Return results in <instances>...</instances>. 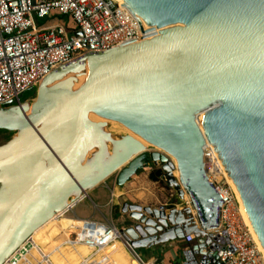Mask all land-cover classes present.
Segmentation results:
<instances>
[{"label":"water","instance_id":"1","mask_svg":"<svg viewBox=\"0 0 264 264\" xmlns=\"http://www.w3.org/2000/svg\"><path fill=\"white\" fill-rule=\"evenodd\" d=\"M125 1L154 36L59 68L40 85L30 115L31 102L0 107V130L16 133L0 146V264L74 197L120 170L122 186L162 162L157 177L184 198L173 163L133 136L115 139L108 121L175 158L198 213L200 227L189 230L177 209L125 205L135 224L121 234L133 250L192 236L202 254L222 207L205 169L207 143L264 247V0ZM194 253L184 252L186 262Z\"/></svg>","mask_w":264,"mask_h":264},{"label":"built area","instance_id":"2","mask_svg":"<svg viewBox=\"0 0 264 264\" xmlns=\"http://www.w3.org/2000/svg\"><path fill=\"white\" fill-rule=\"evenodd\" d=\"M55 14L69 18L75 27L46 23ZM152 36L151 27L115 0H0V107L25 103L22 98L26 92L38 89L63 66L90 54L140 43ZM204 153V159L213 167L209 171L205 164L208 179L217 190L222 207L219 226L208 232L209 242L201 248L202 254L196 250V239L188 236L185 240L190 244L196 242L192 248L195 259L191 262L264 264V252L243 216L226 173L223 169L215 172L211 150L205 148ZM181 201L183 206L177 210L193 207L189 199ZM72 222L56 237L47 236L43 246L29 238L28 245L19 248L4 264H54L53 255L57 250L75 253L79 248L88 250L86 259H90L116 242L123 244L139 264H157V261H144L121 230L111 223L91 218H75ZM62 261L73 264L66 257ZM78 264L83 263L80 260Z\"/></svg>","mask_w":264,"mask_h":264},{"label":"rangeland","instance_id":"3","mask_svg":"<svg viewBox=\"0 0 264 264\" xmlns=\"http://www.w3.org/2000/svg\"><path fill=\"white\" fill-rule=\"evenodd\" d=\"M64 19V18H62ZM39 89V88H38ZM38 89L34 88L25 93L22 98V102H31L34 103L37 99ZM109 124L106 131L110 132L115 139H119L124 136H128V132L124 130H118L119 128ZM109 128V129H108ZM113 129V130H112ZM16 133L8 132L5 130H0V146L6 144L11 140ZM148 153H159L166 156L169 159V162L172 163V159L167 155L163 150L150 146L148 148ZM213 159V158H212ZM214 160V159H213ZM207 169L210 171L212 169V164L208 160H205ZM163 163L160 162L159 165L151 163L150 167L139 169L135 175H133L125 184L119 186L117 180L121 174V170L109 177L106 181L100 184L95 189L89 191L84 199L77 203V206L72 209H66L61 212L57 217H55L48 224L43 226L37 232H35V238L37 241L42 243L40 237L43 236L46 232L57 229H66L70 227V220L77 219V217L83 218H95L99 222H108L115 223L118 227L127 226L132 227L135 224V221L130 216L131 212H123L125 205L127 206H141L143 208H152L159 209L165 208L167 210L180 209L183 206L182 199L177 195V192L170 187L166 180L162 177H157L156 173L159 169H162ZM174 165V164H173ZM127 167V166H126ZM124 167V168H126ZM216 169V163H215ZM174 172L177 170L176 164L173 168ZM217 172V170L215 171ZM154 176V177H153ZM184 200L189 199L186 192H183ZM98 196H100L98 198ZM190 200V199H189ZM75 204V203H74ZM72 204V205H74ZM71 205V206H72ZM179 207V208H177ZM64 217V218H63ZM63 218V220H60ZM55 230V231H56ZM178 251L175 256V253L171 251L170 253L173 256V261L170 259L172 264H183L185 256L183 251L187 249H192L196 242L186 243L185 240H176ZM119 247H121L118 244ZM174 247V246H173ZM123 248V247H122ZM160 249L162 252H160ZM172 248L169 243L158 245L151 248H141L137 249V252L143 258V260H149L150 258L158 259L165 258V255ZM184 251V252H185ZM114 257L111 260V264H116L115 261L119 263L120 255L114 250ZM60 258L54 259L59 264H63V259L65 257L68 260H72L73 264H78L81 260L84 263V260L89 256L88 250L85 248H79L75 253L72 251H60L58 252ZM103 253H100V255ZM107 253L103 254L101 257H104ZM131 260L137 261L134 259V255L131 254ZM96 257V256H95ZM130 260V261H131ZM159 263V262H158ZM91 264H108L105 261L99 260V258L93 259ZM160 264V263H159Z\"/></svg>","mask_w":264,"mask_h":264},{"label":"bare ground","instance_id":"4","mask_svg":"<svg viewBox=\"0 0 264 264\" xmlns=\"http://www.w3.org/2000/svg\"><path fill=\"white\" fill-rule=\"evenodd\" d=\"M115 1L118 2L119 4H121L122 6H126V1H125V0H115ZM139 18H140V17H139ZM140 19L143 21L144 25H146L147 27H149V26L145 23V21L143 20V18H140ZM153 36H154V31H153ZM89 67H90V64H89ZM89 69H90V68H88V69H87V73H84V74H87V75H88V73H89ZM84 74H82V75L79 76L78 84H77L76 88H78V87H79V86H80V85H81V84L87 79V76L84 75ZM73 76H74L73 73H72V74H67V75L63 76L62 78H60V79L56 80L55 82H53L52 86L55 85V84L61 83V82H63V81H66V80H68L69 78H71V77H73ZM32 107H33V103H31V105H30V107H29V110H28V112L26 113L27 115H30V114H31V112H32ZM90 118H91V120L94 121V122H105L102 118H98V117H96V116H94V115H91ZM197 120H198V118H197ZM106 122H107V121H106ZM107 123H108V125H109V124H112L113 126L119 128L118 130H121V131H122V130L127 131V132H128V135L133 136L135 139L139 140V141H140V142H141V143H142L147 149L151 146V144H149V143H147V142H144L143 140H141V138H139V137H137L136 135H134V134H133L131 131H129L125 126H123V125H121V124H119V123H117V122H113V121H108ZM198 124H199L201 130L204 132V129H203L201 123L199 122V120H198ZM115 127H113V128H115ZM108 129H109V128H108ZM112 130H113V129H112ZM108 132H109V131H108ZM109 133H110V132H109ZM206 148L209 149V150H211V152H212V154H213L212 158L214 159V163H216V168H217L218 165L220 164L219 167L217 168V171L220 172V169H223V171L226 173L230 185L233 187V189H234L235 192H236L237 199H238V201H239V203H240V207H241V210H242L243 216H244V218H245L247 224L250 226L251 230L253 231V233H254V235H255V237H256V240L258 241V243H259V245H260V247H261V250L264 252V247H263L262 243L260 242V240H259V238H258L256 232L254 231V229H253V227H252V225H251L250 219H249L248 214H247V212H246V210H245V207H244V205H243V202H242V200H241V197H240L239 193L237 192L235 186H234L233 183L231 182V179L229 178V174L227 173L226 168H225V166L223 165L222 160H221V158L219 157L218 152L216 151L215 147H214L213 145L209 144V143H207ZM167 155H168V154H167ZM169 156H170V155H169ZM170 157H171V159H172V163H173L174 165L176 164V167H177V170L174 172L173 176H174V178H175L177 184L179 185L180 190H181L182 192H186L187 195H188V197H189V199H190V201L192 202L191 196L189 195L188 191L186 190L185 186L183 185V183H182V181H181V176H180V172H179V169H178L177 161H176L175 158H173L172 156H170ZM222 167H223V168H222ZM205 169H206V167H205ZM215 171H216V169H215ZM206 172H207V170H206ZM183 195H184V194H183ZM76 201H77V198L74 197L73 202H70L69 205L71 206V205L74 204ZM64 211H65V210H64ZM62 212H63V211H62ZM60 213H61V212H60ZM60 213H57V214H55L54 216H52V217H51V218H50V219H49L44 225H42L40 228H38L35 232H37V231H38L39 229H41L43 226H45V225L48 224L50 221H52V220H53L55 217H57ZM183 216L185 217L186 221H184V220L182 219ZM63 218H64V217H63ZM63 218H61L60 220H63ZM178 218H179V220H180L181 225L187 222V224H188L189 226H191V228H189V230H191V229L193 228L192 226H194V225H200V224H199V221H198V213H197V211H196L193 207H192L191 209H184V210H181V215H179ZM189 221H191V222H189ZM188 222H189L190 224H189ZM70 224H71V225L73 224V222H72L71 220H70ZM184 225H185V224H184ZM55 230H56V229H55ZM55 230H51L50 232L48 231V232H46L45 234H43V236L40 237V239L42 240V243L39 242V241H37V239L35 238V235H34L35 232H34V233L32 234V236L30 237V241H33V240H34V242H35L36 245L43 246V245H45L46 242H47V236H49V237H53V238H54V237H56L58 234H60V232L63 231L62 229H57L56 231H55ZM64 230H65V229H64ZM28 243H29V242H28V240H27L25 243H23V244L20 246V248H25V246H27ZM118 244H119L120 246L123 247V244H121L120 242H116V243L113 244L112 246L106 248V249L104 250V252H102V253L105 254V253H108L109 251H113V248L116 247V246H118ZM63 251L65 252V250H63ZM58 252H60V250H57V251H56V254L53 255V261H54V264H59V263H57V261L54 260V259H57V258L59 259V258H60V256L58 255V254H59ZM103 254L100 255V253H99V254L95 255L96 257L94 256L93 258L86 259V260H84V263H83V264H89L93 259L100 258Z\"/></svg>","mask_w":264,"mask_h":264},{"label":"crops","instance_id":"5","mask_svg":"<svg viewBox=\"0 0 264 264\" xmlns=\"http://www.w3.org/2000/svg\"><path fill=\"white\" fill-rule=\"evenodd\" d=\"M62 18H64V19H62ZM46 23H48L49 25H57V24H64V23H66V24H68V26L70 27V28H74L75 26H74V24L72 23V21L69 19V18H66V17H63V16H59L58 14H55L54 15V17H53V19H51V20H49L48 22H46ZM100 196H98V198H99ZM84 199V196L78 201V202H75V204L74 205H72V207H76L77 206V203H79V202H81L82 200ZM167 210V209H166ZM167 211H171V210H167ZM130 216L132 217V213L130 214ZM77 218H79V219H88V218H83V217H77ZM91 219H93V220H95V218H91ZM95 221H97V220H95ZM108 223V222H107ZM111 224H113L115 227H117L119 230H126L127 228H129V227H127V226H122V227H118V225L117 224H115L114 222L112 223L111 222ZM177 242H171L169 245H170V247L172 248L170 251H167V252H169V253H167L166 255H165V258H161V260L159 261L158 259H155V258H150L149 260H144V261H146V262H152V263H154L155 261H157V264H172L171 263V261H170V259L173 261L174 259H173V256H172V252L171 251H173L174 253H175V256H176V254H177V251L179 250L178 248V245L179 244H176ZM174 246V247H173ZM119 246H116V247H114L113 248V251H109L104 257H100L99 258V260H102V261H105V262H107L108 264H111V260L113 259V257H114V250H116L117 248H118ZM123 248H124V250L127 252V254H125V255H121L120 256V259H119V262H121V263H119V264H139L138 262L136 263L135 261H133V260H131V255H130V253L126 250V248L123 246ZM188 250V249H187ZM185 251V250H184ZM184 251H183V253H184ZM160 252H162V250L160 249ZM171 252V253H170ZM131 260V261H130ZM93 261V260H92ZM91 261V262H92ZM91 262L89 263V264H91ZM116 262V264H118V262L117 261H115ZM159 262V263H158Z\"/></svg>","mask_w":264,"mask_h":264},{"label":"trees","instance_id":"6","mask_svg":"<svg viewBox=\"0 0 264 264\" xmlns=\"http://www.w3.org/2000/svg\"><path fill=\"white\" fill-rule=\"evenodd\" d=\"M154 177V176H153ZM116 251H117V253L121 256V255H125V254H127V252L124 250V248H122V246L121 247H118L117 249H116Z\"/></svg>","mask_w":264,"mask_h":264}]
</instances>
